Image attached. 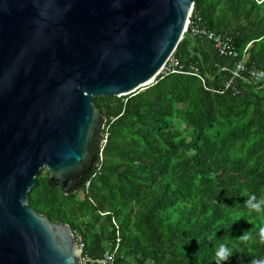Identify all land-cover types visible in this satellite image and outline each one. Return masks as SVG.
<instances>
[{"label": "trees", "instance_id": "obj_1", "mask_svg": "<svg viewBox=\"0 0 264 264\" xmlns=\"http://www.w3.org/2000/svg\"><path fill=\"white\" fill-rule=\"evenodd\" d=\"M193 3L192 18L228 36L237 55H220L205 36L185 33L173 54L186 70L196 65L204 81L160 72L142 91L96 97L108 133L102 159L94 155L68 193L47 169L28 193L33 209L81 232L92 257L114 238V217L122 237L119 262L216 264L221 242L234 249L220 264L264 259L258 237L264 215L244 205L251 194L264 196V80L226 85L245 48L243 74L264 72V0ZM245 231L253 239L241 240Z\"/></svg>", "mask_w": 264, "mask_h": 264}, {"label": "water", "instance_id": "obj_2", "mask_svg": "<svg viewBox=\"0 0 264 264\" xmlns=\"http://www.w3.org/2000/svg\"><path fill=\"white\" fill-rule=\"evenodd\" d=\"M193 4L0 0V264H81L69 224L28 193L42 169L65 193L79 185L105 137L95 98L152 84Z\"/></svg>", "mask_w": 264, "mask_h": 264}, {"label": "built area", "instance_id": "obj_3", "mask_svg": "<svg viewBox=\"0 0 264 264\" xmlns=\"http://www.w3.org/2000/svg\"><path fill=\"white\" fill-rule=\"evenodd\" d=\"M192 12L193 8L190 13L188 26L185 31V33H189L192 38L194 37H200L205 36L210 42H212L214 48L218 51L220 55L224 56H236L237 51L234 48L231 39L228 36H225L221 33H217L213 30H207L204 26H201L199 21L200 18H192ZM184 33V34H185ZM246 49L243 51V57L242 59L236 63L234 69L231 70L232 77L227 81V86H231L232 80L236 78H241L244 81H259L264 80V72L250 69L248 70V75L245 76L243 74V71L246 69L244 65V58ZM161 72L169 73V72H183V73H189L193 75H197L204 81L203 77L201 76V73L198 69V67L194 64H191L189 68L186 70L184 68V65L181 63L179 58H177L173 53L169 57L168 61L164 65ZM235 89V87H234ZM105 135L104 140L102 142V145L100 147V159H102V149L107 141V131L103 132ZM107 212H101V214H106ZM112 225L115 232L114 238L107 243V247L103 251V253L98 257H92L90 254H88L85 251V241L84 237L81 232L79 231H73L75 239L77 241V245L80 251V259L81 264H127L123 262L118 261V253L121 248V231H120V225L116 218L112 217Z\"/></svg>", "mask_w": 264, "mask_h": 264}, {"label": "clouds", "instance_id": "obj_4", "mask_svg": "<svg viewBox=\"0 0 264 264\" xmlns=\"http://www.w3.org/2000/svg\"><path fill=\"white\" fill-rule=\"evenodd\" d=\"M244 205L250 213L255 212L258 215H264V196L257 199L255 194H251L244 201ZM229 214L237 217H243V213L237 211L236 209H230ZM258 237L261 242H264V226L260 227ZM240 239L243 241H249L253 239V235L251 232L245 231L242 235H240ZM233 249L234 245L230 246L228 242L219 243L215 252L216 264H220L223 260H228L233 253ZM250 264H264V259L253 258Z\"/></svg>", "mask_w": 264, "mask_h": 264}, {"label": "rangeland", "instance_id": "obj_5", "mask_svg": "<svg viewBox=\"0 0 264 264\" xmlns=\"http://www.w3.org/2000/svg\"><path fill=\"white\" fill-rule=\"evenodd\" d=\"M122 97V96H119ZM181 107H184L183 105H181ZM175 124L181 128H184V124L180 119H175Z\"/></svg>", "mask_w": 264, "mask_h": 264}]
</instances>
